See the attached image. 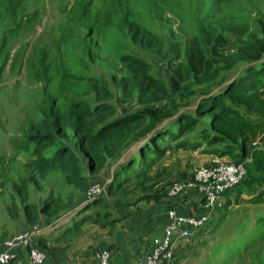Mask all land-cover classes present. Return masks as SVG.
<instances>
[{
    "label": "trees",
    "instance_id": "obj_1",
    "mask_svg": "<svg viewBox=\"0 0 264 264\" xmlns=\"http://www.w3.org/2000/svg\"><path fill=\"white\" fill-rule=\"evenodd\" d=\"M23 1L5 0L3 13L17 22ZM92 6L93 0H78V6L72 11L75 20L70 19L74 29L82 25L87 31L80 61L86 67H89L86 59L97 64L101 34L115 33L117 39L130 45L129 53L122 58L127 74L120 77L111 73L109 79H86L72 74L67 67L61 75L58 93L53 94L50 91L53 82L52 61L45 48L41 51L35 79L43 86V100L36 110L37 119L26 129L24 144L18 145L20 151H32L29 166L33 172L45 175L47 171L59 168L64 173L77 176L80 181L82 172L86 168L94 170L105 155L112 154L116 149L123 150L134 142H142L128 159L125 172L137 178L143 186L151 181L149 172L156 162L170 152L183 149L201 150L204 155L227 157L232 163L245 165L246 175L242 182L228 190L225 196L234 194L242 197L244 193L263 187L264 149L255 147L253 143L264 134V34L259 39L251 38L245 44H240L236 53L225 57L222 48L212 43L217 39L204 27L201 32L203 38L200 39V35L191 38L181 59L169 44L161 57L155 52L165 47L163 38L148 25L138 10L142 7L155 23L166 25L168 20L164 14L163 0H110L104 19L100 14H93ZM259 25L264 33V22L260 21ZM8 31L11 33L13 30ZM5 42L6 37L0 44ZM1 51L2 48V68L7 63L8 55ZM161 62L166 70L161 69ZM83 82L93 83L95 102H90L86 97L81 99L76 94L75 87ZM104 87L107 89L104 90ZM104 92L108 96H102ZM117 94V105L119 101L127 100L128 96H136L139 109L116 114L113 100ZM102 97L109 98L110 102H103ZM130 165L139 171H128ZM117 183L120 184L121 180ZM23 185L18 190L25 201L28 195L26 183L23 182ZM162 187L145 188L132 198L116 201L115 206L120 214L104 222L102 228L107 225L116 229L120 223L136 218L141 212V205L150 203L157 204L155 206L160 210L164 208L166 219L167 211L178 209L180 201L168 199L170 187ZM83 188L86 189V185ZM109 191L113 193L114 185ZM254 198H264V191ZM95 205H100L99 198L81 208L59 238L67 241L65 236L78 234L87 223H100L101 217L94 216L98 215V210L95 214L88 213ZM60 210L61 202L58 200L50 199L41 208L25 202L27 230L38 224L42 214L52 219ZM212 221L213 218L195 233V237L186 241L189 247H193L194 240L202 243L199 235L207 238L205 245H208V239L215 233V230L206 228ZM258 223L264 227V216ZM219 226H215V229ZM112 237L114 241L107 249L99 245L94 252L108 250L114 253L113 263L135 264L137 260L131 263L126 258H134L132 248L123 246V251L115 242L116 233ZM153 239L149 240V246H152ZM218 242L215 248L219 253L225 247L222 248ZM50 243L48 238L41 236L32 245L46 253L44 264L53 263L51 258L56 248ZM3 245L0 238V249ZM60 248L65 251V246ZM23 253L25 251H20L19 258L11 264L17 263ZM140 253L141 250L136 252L137 259L142 255ZM177 255L178 252L174 264Z\"/></svg>",
    "mask_w": 264,
    "mask_h": 264
},
{
    "label": "rangeland",
    "instance_id": "obj_2",
    "mask_svg": "<svg viewBox=\"0 0 264 264\" xmlns=\"http://www.w3.org/2000/svg\"><path fill=\"white\" fill-rule=\"evenodd\" d=\"M4 1L0 0V6L4 5ZM109 2L110 0H93V14H100L104 19ZM76 6L78 0H24L17 22L3 13L5 6L0 10V42L6 37V42L0 44V49L2 48V54L8 55L5 67H0V238L5 243L28 231L24 218L25 202L41 208L50 199L58 200L61 202L60 212L52 219L47 214H42L38 222L43 226L54 223L43 236L50 241L51 238H57L53 243L65 246L71 264H84V260L85 264H89L94 263V250L98 245L107 249L112 244L114 233L117 245L128 244L129 248H134V217L117 225L116 229L107 225L102 228L104 222L120 214L115 206L116 201L132 198L145 188H168L187 182L193 178L198 168L210 166L219 157L204 155L201 150H175L152 166L149 172L151 181L145 186L125 172L128 159L142 142H134L123 150L116 149L112 154L105 155V159L94 170L86 168L82 172L80 181L77 176L64 173L59 168L49 170L45 175L33 172L29 166L32 151H20L18 145L24 144L26 129L37 119L36 110L43 100V86L35 79L41 51L45 48L52 61L53 82L50 91L53 94L58 93L61 75L67 67L72 74L86 79H109L111 73L120 77L127 74L122 58L129 53L130 45L117 39L118 35L115 33L101 34L97 64L86 59L89 66L86 67L80 61L87 31L82 25L76 29L72 27L70 19L75 20L72 11ZM139 8L140 16L142 14L148 25L156 29L163 38L165 47L162 51L155 52L157 56L163 54L169 44L181 59L191 38L197 35H200V39L203 38L201 32L204 27L217 39L212 43L222 48L225 57L236 53L240 44H245L251 38L259 39L264 34L259 25L260 21L264 22V0H163L164 14L168 20L166 25L155 23L142 7ZM102 27L105 28L103 23ZM8 30L13 31L9 33ZM160 60L163 61L161 58ZM159 65L166 70L163 62ZM75 92L79 98L86 97L90 102H95L92 82L77 85ZM102 96H108L107 92L102 93ZM118 97L119 94L113 100L116 114L139 109L136 96H128L127 100L119 101L117 105ZM101 100L110 102L109 98L102 97ZM256 140L263 142L264 134ZM170 145L174 146V143ZM219 159L231 160L227 157ZM128 171L139 170L130 165ZM119 180L120 184L117 183ZM23 182L26 183L28 195L25 201L18 190L24 186ZM97 184L104 188V193L99 198L100 205H95L88 213L95 214L98 210V215L94 216L101 217L100 223L89 222L78 234L65 236L67 241L61 240L70 222L87 205L85 194L91 186ZM85 185L86 189L83 188ZM112 185L114 191L110 193ZM262 191L264 186L244 193L242 197L224 195L222 206L213 213L215 217L212 224L206 227L215 230L208 239V245H205L207 238H202L201 235L198 238L202 243L194 240L193 247L183 241L178 252L181 264H264V227L258 223L264 216V198H254ZM194 197L192 192L183 198L191 201ZM96 201L97 199L93 202ZM155 205L157 204H143L140 211L143 210L144 213L157 210L159 207ZM192 205L194 208L197 206ZM131 210L133 212L134 208ZM194 212L200 215L203 210L197 212L194 209ZM188 214L192 215L191 212ZM215 226L219 228L215 229ZM153 236L154 234L150 237ZM217 242L222 248L225 247L224 251L220 250L218 253L215 248ZM183 251H186L185 254Z\"/></svg>",
    "mask_w": 264,
    "mask_h": 264
},
{
    "label": "built area",
    "instance_id": "obj_3",
    "mask_svg": "<svg viewBox=\"0 0 264 264\" xmlns=\"http://www.w3.org/2000/svg\"><path fill=\"white\" fill-rule=\"evenodd\" d=\"M253 145L264 149V141L256 140ZM210 166L198 168L193 178L181 184H174L168 190V199L186 197L192 192L200 197L199 207L202 214L192 215L178 212L176 209L167 211V223L161 235L154 237L150 250L137 259L135 264H174L175 255L179 252L183 241L190 240L196 232L215 216L213 213L222 206L225 193L240 184L246 175L244 164H236L216 158ZM104 188L93 185L86 193V203L100 198ZM36 225L8 239L0 249V264H11L19 258L20 251H25L28 264H44L46 253L32 247L36 239L47 233L52 227ZM94 264H116L112 262L108 250L96 251Z\"/></svg>",
    "mask_w": 264,
    "mask_h": 264
},
{
    "label": "crops",
    "instance_id": "obj_4",
    "mask_svg": "<svg viewBox=\"0 0 264 264\" xmlns=\"http://www.w3.org/2000/svg\"><path fill=\"white\" fill-rule=\"evenodd\" d=\"M194 194H195V197L191 201L185 200L183 197L177 198L176 200H178V203L180 201V204L177 205L178 209L176 208H173V209H176L178 212L183 211V213L191 212L193 214L195 213L194 209H196L197 212H200L201 211V208L199 207L200 199L196 193ZM192 204H197V206L194 208ZM189 205H192V206H189ZM155 210L156 209H154L151 212L145 211L144 213H142L141 211L140 214L136 218H134L135 235H134V248L132 249V251H134V253H132V255H134V258H132L133 256H131L130 258L126 257L127 261H131V263H134L137 260L136 252L138 250H141L140 254H143L149 251L151 245L150 246L148 245L149 244L148 238L151 239V238L157 237L162 234L163 229L165 228L166 223H167V215L165 219L164 211L160 210L159 208L156 211ZM155 225H156V228L153 229ZM152 234H154V236L150 237ZM56 239L51 238V243H50L52 247L56 248L54 249L53 251L54 254L52 255V258H51L53 259L52 264H71V262L68 259V254L66 253V250L63 252L60 246H58L57 244L55 245L53 243L54 240ZM117 246L119 247L121 246L122 250L125 251L122 245L118 244ZM126 246L128 247V244ZM112 253H111V256H112ZM178 255L176 257L175 264H181V261ZM15 264H28V260L25 257V254L22 255V257ZM84 264H85V260H84ZM89 264H92V262Z\"/></svg>",
    "mask_w": 264,
    "mask_h": 264
}]
</instances>
